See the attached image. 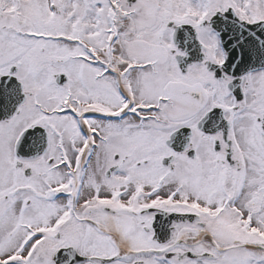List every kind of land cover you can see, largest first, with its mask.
<instances>
[{
    "label": "snow or ice",
    "instance_id": "obj_1",
    "mask_svg": "<svg viewBox=\"0 0 264 264\" xmlns=\"http://www.w3.org/2000/svg\"><path fill=\"white\" fill-rule=\"evenodd\" d=\"M0 264H264V0H0Z\"/></svg>",
    "mask_w": 264,
    "mask_h": 264
}]
</instances>
